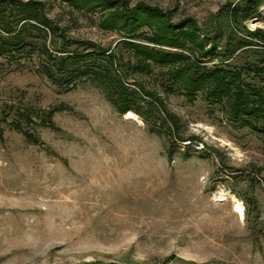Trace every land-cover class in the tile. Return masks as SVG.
Listing matches in <instances>:
<instances>
[{
    "label": "rangeland",
    "instance_id": "obj_1",
    "mask_svg": "<svg viewBox=\"0 0 264 264\" xmlns=\"http://www.w3.org/2000/svg\"><path fill=\"white\" fill-rule=\"evenodd\" d=\"M27 1L42 4L70 50L92 44L129 59L123 33L101 26L106 11L69 0L0 5ZM118 1L192 23L201 49H161L191 60L210 52L202 68L240 73L244 90L264 87V0L237 25L222 9L244 0ZM60 36L32 38L37 51L0 53V264H264V123H235L225 100L187 96L153 66L127 78L129 89L134 78L154 95L152 131L96 83L67 89L43 75L38 50Z\"/></svg>",
    "mask_w": 264,
    "mask_h": 264
},
{
    "label": "trees",
    "instance_id": "obj_2",
    "mask_svg": "<svg viewBox=\"0 0 264 264\" xmlns=\"http://www.w3.org/2000/svg\"><path fill=\"white\" fill-rule=\"evenodd\" d=\"M69 1L75 7L88 11L95 8L106 11L101 26L106 30L123 33L122 45L129 48V59L124 61L122 53L104 50L92 44H87L85 51L70 50V42L63 38L60 29L49 23L41 14L42 4L33 1L14 2L6 7L0 5V53L11 55L13 52H22L27 47L31 49L32 46V49L37 51V48H34V41H31L32 38H47V35L54 38L56 35H61L62 43L58 46H54L55 39H53L52 49L44 44L38 50L45 60L41 67L43 75L54 85L67 89L76 87L77 81L82 78L96 83L119 113L129 111L135 113L152 131L155 125L151 121L155 119V115L146 98L154 95L144 90L134 78L132 85L136 89H129L128 79L130 75L139 76L149 73L153 66L166 69L170 82L179 85L187 96H192L197 91H205L207 99L211 101L225 100L228 104L229 116L235 123L252 128L255 127L250 121L264 123V87L252 88L244 85L247 89L244 90L238 85L235 86L237 81L241 82L240 73L232 74L221 68L213 70L202 68L200 59L208 57L210 52H202L199 60H191L183 53L161 49L184 50L187 45L201 49L199 46L201 44H193L196 35L190 21L178 25L169 24L166 17L156 9L137 12L128 9L126 3H120L118 0ZM256 2L244 0L239 6L229 5L222 10L226 12L230 9L229 18L234 25H237L239 15L244 19L255 13ZM143 28L147 29L149 35L137 34ZM140 37L154 47L132 42ZM232 53L230 52L229 55ZM155 101L156 112L166 116L161 102L157 99ZM173 137L181 141L178 132Z\"/></svg>",
    "mask_w": 264,
    "mask_h": 264
}]
</instances>
